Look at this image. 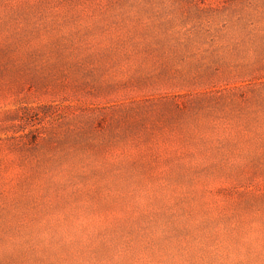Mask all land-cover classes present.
Returning <instances> with one entry per match:
<instances>
[{"label": "rangeland", "instance_id": "1", "mask_svg": "<svg viewBox=\"0 0 264 264\" xmlns=\"http://www.w3.org/2000/svg\"><path fill=\"white\" fill-rule=\"evenodd\" d=\"M0 264H264V0H0Z\"/></svg>", "mask_w": 264, "mask_h": 264}]
</instances>
